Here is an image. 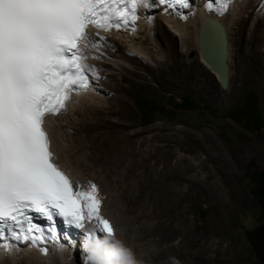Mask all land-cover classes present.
Returning <instances> with one entry per match:
<instances>
[{
    "label": "rangeland",
    "instance_id": "rangeland-1",
    "mask_svg": "<svg viewBox=\"0 0 264 264\" xmlns=\"http://www.w3.org/2000/svg\"><path fill=\"white\" fill-rule=\"evenodd\" d=\"M161 41L168 51L171 48L179 50L178 42H169L163 37ZM150 55L154 59L150 63L154 73L151 75L141 66L136 68L140 77L132 74L128 69H134L136 64L132 62L124 63L128 71L118 68L101 70L111 72L103 82L107 89H111L110 94L127 97L125 99L133 112L129 118L106 116L132 122V127L124 129L126 133L145 128L149 137L156 132L158 140L153 141L154 144L173 132L169 141L173 151L171 157H180L175 164L182 165L186 159L193 158L201 161V170L191 168L182 180L176 181L175 193L170 195L175 201L171 212L167 210L169 202L159 201L157 206H152L154 200L150 196L123 201L115 185L113 194L117 206L113 216L122 222L123 232L138 253L150 251V255L157 247L166 248L179 238L182 244L183 239L196 238L197 241L188 243L187 250L198 252L201 257L192 264H264V259L259 258L262 249L264 252V238L253 244L258 235L248 234L255 226L264 223V203L260 201L264 199V185L260 195H257L255 186L257 177L264 180V88L258 87L257 74L250 70V81L242 85L235 73L232 87L238 93L233 97L231 91L222 89L198 64L190 62L189 65L188 58H195L194 50L180 59L176 52L174 58L180 64L172 59L165 62L154 52ZM112 103V107L118 108L115 100ZM158 125L164 129L151 131ZM176 148L179 154L175 152ZM221 150L228 166L220 169L218 154ZM161 166L159 164V168ZM98 168L102 175L108 173L105 165L98 164ZM145 175L139 170L129 172V193L136 195L135 185ZM157 210L159 215L152 214ZM158 220L159 223L172 220L176 232L170 237L165 235L156 247L158 234H150L148 230ZM144 232L147 234L143 237ZM255 244L258 250H255ZM216 247L221 253L220 261L215 259ZM73 255V264H86V260L84 263L81 260V253ZM146 259L149 258L146 256ZM179 263L188 264L182 259Z\"/></svg>",
    "mask_w": 264,
    "mask_h": 264
},
{
    "label": "snow or ice",
    "instance_id": "snow-or-ice-1",
    "mask_svg": "<svg viewBox=\"0 0 264 264\" xmlns=\"http://www.w3.org/2000/svg\"><path fill=\"white\" fill-rule=\"evenodd\" d=\"M158 6L183 21L194 15L190 0H0V240L5 241L0 249L6 253L16 247L9 239L35 247L56 238L55 224L46 237L32 213L49 222L60 217L76 229L87 220L104 234L114 231L101 215L95 182L74 188L57 163L45 119L63 112L73 93L96 87L97 69L86 63L81 46L91 44L103 55L101 31L134 33L138 10ZM204 6L224 16L237 5L235 0H207ZM257 11L264 15V0ZM147 20L151 23L152 16ZM89 25L97 29L98 40H89ZM220 34L223 38L222 29ZM213 67L226 82V65ZM40 251L47 254L48 249Z\"/></svg>",
    "mask_w": 264,
    "mask_h": 264
},
{
    "label": "bare ground",
    "instance_id": "bare-ground-1",
    "mask_svg": "<svg viewBox=\"0 0 264 264\" xmlns=\"http://www.w3.org/2000/svg\"><path fill=\"white\" fill-rule=\"evenodd\" d=\"M151 2L155 3L153 0ZM235 2L236 8H230L227 14L218 16L214 12L206 10L202 0H190L194 15L186 21L169 13L163 14L159 7L141 8L134 33L132 31L117 34L100 32L99 35L105 37V41L100 42L101 51L104 54L101 55L100 52H97L91 44L84 51L87 57L86 63L97 69L99 80L92 81L96 87L73 96L66 109L58 115L51 116L47 122L52 151L55 153L61 169L71 176L75 185L78 183L82 189H87L89 181L95 182L102 201L101 215L110 221L116 236L131 247L143 264L153 262L155 264H181L179 263L181 259L192 264L201 255L197 251V253H192L191 250H187V246L188 243L198 239L186 238L183 239L182 244V239L176 238L177 242L166 248H158L157 246L161 244L165 235L170 237L176 232V226L172 224V220H167L166 223H162V221L159 223L158 220L157 224L148 230L150 234H158L155 241L157 248L151 251L150 255L148 254L150 251L138 253L134 248L135 245L133 247L130 244L127 235L123 232L122 222L113 216V211L117 206L116 197L113 194L115 185L118 187L123 201L137 199L143 195L150 196L154 200L152 206H157L159 201L169 202L170 208L167 210L171 212V209L173 210L175 207V201L170 198V195L176 190L174 184L177 180H182L189 169L198 167L201 170L202 164L201 161H196L189 156L186 157L190 159H186L182 165L175 164V161H179L180 157L175 159L171 157L173 151L169 141L173 137V132L167 133L166 138L162 137L159 139L160 143L154 144L153 141L158 140L156 132L149 137L145 134V132L148 133V129L145 128L133 133H126L124 129L132 127L134 125L132 122L108 118L106 114L129 118L133 116V112L125 99L127 97L110 94L111 89H107L103 82L109 78L111 72H102L101 70L103 68L127 70L124 63L132 62L136 64L134 69L128 68L132 74L140 77L141 74L136 71V68L141 66L151 75L154 73L150 63L154 59L150 52H154L161 57L159 59L165 62L172 59L175 63L180 64L179 60L174 58L176 52L179 53L178 58L180 59L181 56L194 50L196 55L195 58H188L189 65L190 62L198 64L214 79L216 84H219L217 73L211 69L201 55L199 41L201 24L206 17H211L221 24L226 38L229 80L225 90L231 91V96L234 97L238 91L232 87L233 75L237 73L236 76L239 77L243 85L250 81V70L257 74L258 87L264 88V15L257 11L261 6V0H235ZM188 11L186 9L184 13ZM148 16H152L151 23L147 20ZM214 34L210 38H213ZM88 37L90 41L99 39L97 31L94 30L88 32ZM162 37L169 42H178L179 50L171 48L170 51L173 53L169 55L170 51L163 45ZM215 41L216 39L209 40L206 44L207 47L209 48ZM97 56L99 59L93 58ZM113 100L118 103L116 109L112 107ZM153 129L159 131L164 127L158 125L151 128V131ZM175 152L179 154L178 148L175 149ZM163 154L165 156L162 158ZM218 159L220 169L225 165L228 166L227 158L222 150L218 154ZM152 160L153 162L150 164L149 161ZM98 164L105 165L108 173L102 175L103 172L99 171ZM159 164H162L160 168ZM136 170L147 175L143 177L142 181L136 183L137 193L133 195L128 192V174L130 171ZM158 212L159 210L153 211L152 214L157 216ZM102 234L104 235L103 232ZM146 234L144 232L143 237ZM217 250L218 247L214 254L215 259L220 261L221 253ZM78 252L81 253L80 257L84 263L86 253L80 242L74 244L72 240L61 239L60 244H53L48 248L47 254L27 247L13 248L7 253L0 250V264H73L71 262L73 256L75 257L73 254ZM146 256L149 259H146Z\"/></svg>",
    "mask_w": 264,
    "mask_h": 264
},
{
    "label": "clouds",
    "instance_id": "clouds-1",
    "mask_svg": "<svg viewBox=\"0 0 264 264\" xmlns=\"http://www.w3.org/2000/svg\"><path fill=\"white\" fill-rule=\"evenodd\" d=\"M82 249L86 253V264H143L114 231L99 238L96 235L87 237Z\"/></svg>",
    "mask_w": 264,
    "mask_h": 264
},
{
    "label": "water",
    "instance_id": "water-1",
    "mask_svg": "<svg viewBox=\"0 0 264 264\" xmlns=\"http://www.w3.org/2000/svg\"><path fill=\"white\" fill-rule=\"evenodd\" d=\"M220 29H222L223 38H221ZM213 34L214 37L210 38ZM212 39H216V41L212 43V45L208 48L206 44L209 40ZM199 41L202 57L209 64L211 69L217 73L219 86L222 89H227L229 80V67L227 63L226 38L221 24L211 17H206L199 29ZM209 60H211L212 63H210ZM221 62L223 63V65H226L227 68L226 82L221 80L219 72L213 67V64L220 66Z\"/></svg>",
    "mask_w": 264,
    "mask_h": 264
},
{
    "label": "trees",
    "instance_id": "trees-1",
    "mask_svg": "<svg viewBox=\"0 0 264 264\" xmlns=\"http://www.w3.org/2000/svg\"><path fill=\"white\" fill-rule=\"evenodd\" d=\"M259 173H260V172H259ZM260 178H262V177H260ZM263 185H264V180H263V179H260V180H259L258 177H257V181H255V186H256V190H257V195H260V193L262 192V190H263L262 186H263ZM260 201L264 203V199H261ZM248 234H250V235H255V234H257L258 236H256V239H255V240H253V241H254L253 244H254V243H257V244L260 243V239H263V238H264V237L261 236L262 234H264V223L255 226L252 230L249 231ZM249 240L252 241V240L250 239V237H249ZM263 241H264V239H263ZM254 247H255V250H258L256 244H255ZM261 253H262V254H259V258L261 257L262 259H264V252H263V249H262Z\"/></svg>",
    "mask_w": 264,
    "mask_h": 264
}]
</instances>
